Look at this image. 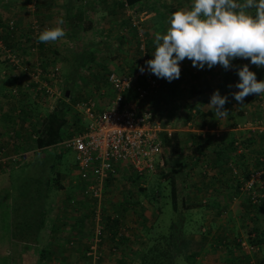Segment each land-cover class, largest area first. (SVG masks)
<instances>
[{
  "label": "crops",
  "instance_id": "crops-1",
  "mask_svg": "<svg viewBox=\"0 0 264 264\" xmlns=\"http://www.w3.org/2000/svg\"><path fill=\"white\" fill-rule=\"evenodd\" d=\"M190 3L191 0H140L123 12L118 0H37L34 12L28 10L21 0H0V31L4 29L6 20L13 19L17 24L16 32H18V28L20 32L15 37L23 42V40L27 41L23 31L29 28L32 20H40L41 31L45 28L62 27L66 33L65 37L56 42L42 43V46H46L45 51L48 53L47 55L44 53L40 55V66L47 68L51 64L53 65L51 59L56 60V53H62L66 57L70 53L71 57L76 51L89 50L90 57H94L95 60L86 62L85 66L79 68L76 80H92L91 82L96 86L97 81L101 79L99 73L105 71L100 70L101 65H107L109 68L111 66L108 65L110 62H107L108 54L106 52L102 53V48H96L95 41L106 40V43L99 42L98 44L115 49L113 53L115 59L110 58L114 61L121 58L118 53L132 52L133 45L128 40L120 45L118 44L120 41L118 42L117 35L113 37H117V39L112 40L118 22L121 19H130L132 24L138 28L137 51H139V54L137 60L142 53L147 55L149 59H153L156 34H165L168 27V17L177 10L189 8ZM60 21H63V23L60 24ZM88 23L91 24V27L86 29ZM141 27L144 32L143 35L139 32ZM113 42L116 47H112ZM23 43L25 46V42ZM124 47L126 51H124ZM232 64L236 65L234 60ZM0 65L8 69L0 70L1 153L3 149L12 147L15 143L8 138L9 121L7 118L15 115L18 120L17 117L20 116L16 113L21 107H17V111L10 109L8 111L7 109L10 108L9 103L13 104L15 100L16 103L24 102L25 99L22 100L20 97L29 93L31 99L26 100L29 103L26 108L30 107L31 114L35 113L31 112V106L33 105L36 108L40 104L45 107V111H41L42 113L50 109L49 102L40 91H35L33 83L26 88L19 86L15 73L11 72L10 67L1 59ZM250 65L257 76V81L264 80V67H257L251 63ZM66 68H69V64H66ZM180 68V78L171 82L172 87L162 90L158 95L159 99L155 98V100H158H156L157 102L154 101L153 104H150L149 97L148 101L143 102L146 107L154 111L160 123L163 121L172 131H176L182 140L181 151L176 156V159L182 160L180 176L183 179L177 180V188L181 195L186 198L190 195L194 197L198 194L197 192H201L207 196L206 199L197 201L199 206L192 207L189 210L194 215L199 216L194 220L193 218L187 219L188 224L185 227V232L187 226L194 221L196 230L192 232V227V229H188L190 232L182 234V238L176 247L177 252L185 257L186 261H189L188 264H251L252 262L264 264V203L258 206L249 204L247 195L239 193V189L234 187L227 168V165H230L227 160L240 154L237 159V164L240 167L237 171L240 173L237 174V177L239 175L243 176L241 174L242 168L251 167L252 162L256 163L258 157L264 154L262 153L264 152V103H260L258 94L247 96L243 105L237 103L229 95L230 92L239 91L235 87H228L239 82V77L234 69L225 71L220 66H214L211 69L205 66L204 69H198L193 67L192 62L188 59L180 63ZM110 72L114 71L111 70ZM100 75L102 76L101 73ZM107 75H104L105 78H107ZM13 87L18 88L16 96L11 95L10 90ZM109 89L108 99L112 95L111 88L109 87ZM217 89L222 96L228 95V103L225 104V108L229 110V115L222 120L214 114L211 108L204 106L210 102L212 93ZM102 92L100 90V93ZM88 98L94 102L95 109L99 110L96 108L94 99ZM128 100L133 101V95L129 96ZM107 101L104 100L105 103L101 108ZM195 110L203 113L211 112L213 117H208L204 121L199 119ZM77 112L82 117L81 113ZM164 117H168V120L165 121ZM249 121L253 124L252 128L238 127ZM203 126L208 128L218 127L219 136L215 137L214 135V137H211L213 138L212 142H204V140L200 142V140V146L197 142H192L190 137L198 138L196 136L199 135L195 131ZM21 127V131H23L25 127ZM30 135L27 134L29 139ZM23 137H21L22 140L18 144L24 143ZM3 138L5 141H3ZM230 140L233 144H236L233 154L227 144ZM51 148L47 149L55 150ZM215 150L218 154H215ZM56 151H59V149H56ZM242 152L244 153L242 154ZM22 153L23 157H21ZM21 154L14 153L12 159H17L16 156H20V159H23L22 161H27L30 156L29 153L22 151ZM4 159L1 160L5 161ZM206 162L208 165H204L207 164ZM225 162H227V165H225ZM261 168H264V165ZM124 171L127 172V169L125 168ZM122 174L124 172H121ZM112 182L106 184V194L116 193L117 186L113 187L115 181ZM68 189L69 187L66 186L64 191L58 192L56 195L63 193L60 197L63 195L68 197L69 195L65 194L66 191H69ZM64 203L66 204L65 201L62 205L56 204L57 207L55 206L50 210L45 221V232L47 234L45 247L52 251L47 264H86L84 248L90 240L86 236H89L87 232H92L93 224L88 218L85 220H89L90 224L85 223L84 218L81 219L83 206L81 209L77 207L78 212H76L70 210L69 207L63 208ZM138 203L139 205L134 208L133 205L127 207L124 204L120 208L121 210L116 212L118 218L116 228L111 226L108 228L103 223L104 237L99 246L102 251L99 264H139V256L146 250L157 234L155 230L158 229V225H156L158 213L155 212L157 208L147 200L140 199ZM199 226H201L202 233L198 230ZM117 231H120V236L115 240L114 237ZM50 236L51 238H49ZM252 237L260 239V242L250 241L252 244H256L253 253L250 254L251 252L244 244L249 243L247 238ZM112 245L114 250H110Z\"/></svg>",
  "mask_w": 264,
  "mask_h": 264
},
{
  "label": "trees",
  "instance_id": "trees-1",
  "mask_svg": "<svg viewBox=\"0 0 264 264\" xmlns=\"http://www.w3.org/2000/svg\"><path fill=\"white\" fill-rule=\"evenodd\" d=\"M22 4L24 5L23 0ZM140 0H126V3L128 6L132 7L134 6L135 3H137ZM37 0H35L34 3V9L33 11L35 12L36 6H37ZM118 4L120 8H122L123 12L126 9L123 5L122 0H118ZM39 23L40 20H36ZM15 22V21H14ZM86 29H89L91 27V24L88 23L86 24ZM17 24L15 22V25L12 30H1L0 32V37L2 38V42L5 47L11 48L13 50L19 51L24 53L26 51V45L25 44L28 41H31L30 37H25V40L23 42L18 38L15 37L16 34H19V28L18 32H16ZM85 28V27H84ZM119 29L120 34H116L118 37V42L120 41V44H123L126 41V37L124 36V33L122 32L123 30H129L133 34L137 35L138 34V28L136 25H133L132 22L129 20L121 19V21L118 22V27L115 28V31ZM29 31V28H27ZM26 30V31H27ZM23 31V34L25 35V32ZM126 34V33H125ZM138 36V35H137ZM139 38V37H138ZM137 38V40H138ZM123 39H125L123 41ZM123 41V42H121ZM138 43V41H137ZM23 45V46H22ZM46 46H42V43L37 42V55L40 58V55L45 52ZM89 51V50H88ZM85 49H82L81 51H76V53L72 54L71 61L69 63V68L67 71L62 72L63 80H64V85H63V99L57 100L54 106L52 107L51 110L40 114L37 113L35 117H32V114L35 113H30L29 108H19V111H17V107L19 106H13L11 105V108H8L12 111H17L16 114L20 115L18 120L16 119L15 115L14 117H8V129H9V139L14 141V150L16 152L21 151L19 148H24L23 144H18L20 140H22L21 137L25 135L23 134V131L26 132V134H35L36 138L35 140H32V148L35 151L36 154L42 153L43 155L38 157L35 154H32V161H15L10 163V165L6 166V179L8 183L7 187V195H8V203L5 204V209H3L0 213L1 215L3 214V219L5 220V227L7 229V249L6 253L9 255V259H19L18 264H35L38 262V264H47L49 261V256L52 253V251L48 248L45 247L46 245V230H45V221L48 217V214L50 210L53 207H57V205H62L63 202L65 201L66 204L63 206L69 207L70 210L78 212V208L81 209V207H84V210L81 211L82 217L81 219H89L92 222L93 214H92V206L93 202L90 199L83 198L79 194L80 190V181L77 178L72 181V185H65L62 184V174L60 168H58L57 163H59L60 159V153L57 151L53 150L52 151L47 149L49 147H52L56 142H58L63 136H61V129L66 126V128H69V124L76 123L78 120L82 121L79 116V113L74 110L73 105L76 102H79L81 100H86L88 97H83V98H77L74 96V85L73 82L75 83L76 81V76L78 74L79 68L82 66H85L86 62L90 61V54L88 53ZM139 54V51H137ZM2 61V60H1ZM137 61V58H136ZM235 64H237V61ZM247 62L249 64V70L252 71L251 65H250V59H247ZM5 63V62H4ZM6 64V63H5ZM102 67L100 70H105L103 72H100L102 75L108 74L111 70L107 65H101ZM136 64L132 65L130 71L126 72L123 75H131L132 72L135 70ZM99 73V77H101ZM257 77V76H256ZM107 79V78H106ZM171 82H168L167 80H164L160 82V86L155 90V94L150 95V104H153V102H157L159 99L158 95L162 92L163 89L165 88H170L172 87ZM73 88V89H72ZM68 90V95L64 96V91ZM10 94V93H9ZM79 97V96H78ZM149 98H146L145 100L148 101ZM155 98H157L155 100ZM144 100V101H145ZM143 101V102H144ZM146 101V102H147ZM72 103L73 105L71 106ZM142 102V103H143ZM145 107L146 105L143 104ZM33 109L36 108L35 105L32 106ZM31 107V108H32ZM149 108V107H148ZM25 109H27L25 111ZM73 109V110H72ZM197 109V108H195ZM69 110L74 111V115L76 118H73L69 114ZM197 116L199 119H203L204 121L208 119V117H213L211 112H201L199 110H195ZM78 119V120H77ZM161 126H164V122L162 121L160 123ZM25 127L23 131H21L22 127ZM83 130V126L82 129ZM79 132L77 129L71 130L70 135L73 134L74 132ZM159 137L162 141V148H161V156L163 159H166L170 156L176 157L179 155L181 151V138L179 134L176 131H171L169 135L166 134V132L161 131L159 133ZM198 138H191L190 140L192 142H197L198 145L201 146L200 142H212L211 137H214V134L212 133H207L204 137L196 136ZM201 140V141H200ZM8 141V140H7ZM200 141V142H199ZM230 147L229 150L233 154L234 148L236 144L232 142V140L227 143ZM199 146V147H200ZM47 149V150H46ZM51 153H49V151ZM48 151V152H47ZM57 152V153H54ZM245 152V151H244ZM242 152V154L244 153ZM264 153V152H262ZM215 154H218V152L215 150ZM47 155H51L47 156ZM264 155V154H262ZM240 156V154H239ZM238 155L233 156L232 159L227 160V162H230V165H227L225 162V165H227V168L230 173V178L231 181L234 183V187L238 189L240 185V181L242 178H245L250 170L254 168H258L264 165V162L259 161L258 157V164L257 162H252V166L248 167L247 169L242 168L241 174L243 176H238L237 174L240 173L237 171L240 167L238 166L237 159L239 157ZM259 156V155H258ZM21 157H23V153L21 154ZM220 158L221 155H219ZM47 158V162L38 164L37 161L42 162V160ZM163 159L161 158V165H163ZM176 159V158H175ZM182 160L181 159H176L172 165V167L168 171V177H167V183H168V195H169V201L171 203L172 210L174 212L177 211H183L187 210L192 207H197L199 204L197 203H187L185 200L187 199L184 196H180L178 198V193L180 191L177 188V176L178 178H182L180 176L181 173V165H182ZM224 161V160H223ZM207 163V162H206ZM36 168H34V165H37ZM204 165H208L204 164ZM1 166V164H0ZM57 166V167H56ZM229 166V167H228ZM157 167V166H156ZM155 167V169H156ZM236 169V170H235ZM235 170V172H234ZM121 171V170H120ZM120 171L118 170L115 176H112L110 178L105 179L104 182V188H103V197L101 199V205H100V214L101 218L104 224H106L109 228L111 226L112 228H116L117 223H118V218L116 216V212L119 211H112V208L110 206L111 202L107 199V194L105 191V186L107 183L114 182L117 179H119V173ZM124 171V170H123ZM155 171V170H154ZM127 173L133 174L132 177H130V183H134L136 178H140V176L144 173L138 174L137 172L130 170ZM185 175V174H184ZM112 182V183H113ZM66 186L69 187V191H66L65 194L69 195L68 197H65L64 195L60 197L62 194L56 195L60 191H64V188ZM69 193V194H68ZM132 194V192H129ZM122 204L126 205H133L134 207H137L139 205L138 201L140 200L139 198L133 199L131 195L128 194H122ZM145 198L149 199L148 202L152 204L150 201V198L145 195ZM150 197H153V195H149ZM25 198V200H24ZM60 198V199H59ZM43 200V204H35L39 200ZM57 199V200H56ZM83 199V200H80ZM146 199V200H147ZM248 199V197H247ZM26 200H29V202H26ZM178 201L179 207H178ZM59 202V204H58ZM249 202V199H248ZM157 203V202H156ZM57 204V205H56ZM154 204V203H153ZM250 204V202H249ZM201 205V204H200ZM181 207V208H180ZM155 208H159L158 204H156ZM182 209V210H181ZM66 210V209H65ZM183 218L180 217V220L178 221L179 224L171 223L169 224V230L166 233H159L156 234L150 245L146 248L145 251L142 252V254L139 256V264H171L173 260V254H171L172 247L176 249L178 246V243L180 242V239L182 238V232H178L177 229H182V224H183ZM90 224V222H88ZM253 231L255 229H252ZM251 230V231H252ZM53 231V230H52ZM50 231L51 233H53ZM90 233V234H89ZM87 232L89 236V239L91 238V231ZM51 238V236L49 237ZM48 238V239H49ZM166 238V241H164V246L160 247V240ZM254 243H259L260 239H254L252 238H247V242L252 244L251 242ZM89 242L85 244L84 250L87 249ZM256 245V244H252ZM177 250V249H176ZM254 251V250H253ZM85 252V251H84ZM177 252V251H176ZM176 254V253H175ZM84 257H86L84 255ZM101 257L99 258L98 262L100 261ZM86 264H89V259L86 257ZM99 264V263H98Z\"/></svg>",
  "mask_w": 264,
  "mask_h": 264
},
{
  "label": "built area",
  "instance_id": "built-area-1",
  "mask_svg": "<svg viewBox=\"0 0 264 264\" xmlns=\"http://www.w3.org/2000/svg\"><path fill=\"white\" fill-rule=\"evenodd\" d=\"M23 2L28 10L34 9L35 0ZM122 2L128 9L126 0ZM14 25V20L8 19L4 22V30H12ZM40 32V24L32 20L29 31L25 32V37H30L31 41L25 44L24 53L5 47L0 37V59L12 68L19 86L26 88L33 83V88L42 93L51 110L57 100L63 99L64 80L57 65L51 64L47 68L40 66L41 60L37 55V37ZM147 60V55L142 53L131 75L109 72L107 82L112 95L107 103L96 110L90 98L76 102L73 108L81 113L82 121L87 119L88 122L82 124L83 130L62 137L52 146L54 149H69L74 153V166L81 183L79 195L93 202L92 237L84 252L89 264H98L102 255L99 246L104 237V230L100 205L105 179L115 176L118 170L125 168L138 174L154 171L155 167L161 164L162 141L159 133L164 131L169 135L172 131L167 125L161 126L154 111L142 103L155 94L160 82L165 80L157 78L147 70L141 74L139 67L145 66ZM234 61L239 65L249 66L247 59L238 58ZM10 91L11 95L16 96L18 88L13 87ZM131 95L134 97L133 101L128 100ZM259 100L264 103V95H259ZM252 125L249 121L238 127L252 128ZM195 132L201 137L207 133L219 136L218 127L203 126ZM35 138V134L30 135L31 140ZM259 161L264 162V155L259 156ZM262 174L261 167L250 170L238 187L239 193L246 194L250 204L254 206L264 203ZM119 236L120 231H117L114 239L117 240ZM244 246L248 251L255 249V246L249 243ZM111 249L114 250L113 245Z\"/></svg>",
  "mask_w": 264,
  "mask_h": 264
},
{
  "label": "clouds",
  "instance_id": "clouds-1",
  "mask_svg": "<svg viewBox=\"0 0 264 264\" xmlns=\"http://www.w3.org/2000/svg\"><path fill=\"white\" fill-rule=\"evenodd\" d=\"M167 25L165 34H156L154 58L139 67L141 74L147 70L172 82L180 78V63L188 59L198 69L205 66L234 69L239 82L228 87L239 91L229 95L241 105L251 94L264 95V80L257 81L247 64H232L238 58L250 59L252 65L264 67V0H191L189 8L168 17ZM65 36L60 26L45 28L37 42L52 43ZM226 103L228 95L222 96L217 89L204 106L211 108L217 117L225 118L229 115Z\"/></svg>",
  "mask_w": 264,
  "mask_h": 264
},
{
  "label": "rangeland",
  "instance_id": "rangeland-1",
  "mask_svg": "<svg viewBox=\"0 0 264 264\" xmlns=\"http://www.w3.org/2000/svg\"><path fill=\"white\" fill-rule=\"evenodd\" d=\"M141 29H142V27L140 28L139 32L141 33V35H143L144 32ZM122 32L124 33L126 40H128L129 43H131V45H133L132 46V52L118 53V55L121 56V58L120 59L117 58V60H115V61L110 59L111 57H113L115 59V55H113V53L115 52V49L110 48L109 46H106V45H99L98 44L99 42L106 43L107 42L106 40L97 41V42L95 41L96 48H98V47L102 48L101 52L102 53L106 52L108 54L107 62H110V63H108V65L111 66L110 70H113L114 72H116L118 74H125L126 72L130 71L132 65L136 63V58L138 56V52H137V38H138V36L133 34L129 30H126V31L123 30ZM116 34H120L119 29L117 31H115V35L112 36V40L117 39V37L113 38L114 36H116ZM112 47H116L115 43L113 44ZM96 51L99 52L98 49H96ZM124 51H126L125 47H124ZM47 53L48 52H46V51L44 52L45 55H47ZM65 54H67V53H65ZM55 59L56 60L51 59L53 64L57 65L61 71H63V72L67 71L66 64H69L71 61L70 53L67 54V57H66V55L64 56V54H62V53H56ZM89 60L93 61V60H95V58L90 57ZM52 62H49V63H52ZM4 69L8 70L6 67H3L2 65H0V70H4ZM9 69L12 72V68H9ZM104 75H102L100 77L101 79L97 81L96 86L91 82L92 80H76L75 83L73 82L74 89L73 88L72 89L74 92V96L76 95L75 97H77V98L91 97L94 99V101L96 103V108L100 109L101 106L103 105V103H105L104 100H108V96L110 94L109 84H108ZM100 90H102L103 92L100 93ZM7 96H9V95H7ZM20 98L22 100L25 99L24 102L16 103L17 101L15 100V103L12 104V103H9V101L7 100V102L10 104V108H11V104L13 106L14 105L15 106L20 105L21 108L27 107V105H29V103L26 101L28 99H31V97L29 96V93H27L25 96H21ZM69 104H71V106L73 105L70 102H69ZM72 110H69V114L71 116H73V118H76V116L74 115L75 113H74V111L72 112ZM41 111L42 112L45 111V107H43L41 104L37 108L33 109V107H32L31 112H35V114H32V117H35L37 115V113H39V112L42 113ZM29 112H30V109H29ZM164 118H165V121L168 120V117H164ZM79 119H81V117ZM220 119L222 120L223 118H220ZM87 122H88L87 119H83V121L78 120L76 123L69 124V128H66V126H64L61 129V136H63V137L69 136L70 135L69 133L72 129L73 130L77 129L78 131H81L82 124L85 125ZM2 126H3V124H2ZM23 132L25 133V135L23 137V140H24L23 147L24 148H19V149H22L21 151L16 152L14 150V146H12V147H6L0 153V164H1V166H0V212L6 208L5 204L8 203V195H7L8 183H7V179H6L7 175L5 172L6 166L10 165V163L14 162L13 160H15L17 162L23 160V159H20V156L19 157L16 156L17 159H12L13 154L14 153H20L21 154L22 151H26V153L27 154L29 153V155H30L28 158V160H30V161L33 160V159H31V157H32L31 154H35L38 157L43 155L42 153H39V152H38V154L35 153V151L32 148V142L29 139V136L27 137L26 132L25 131H23ZM3 141H5V139ZM8 144H9V141H8ZM51 151H49V153H51ZM55 151H56V149H55ZM57 152L60 153V156H61L59 159L60 164L57 163V166L61 170L62 184L70 186V185H72V181H74L77 178V171H76L75 166H74V153L71 150L64 149V148H62L61 150L59 149V151H57ZM57 152H54V153H57ZM47 156L52 157L51 155H47ZM2 158H5L4 159L5 161L1 160ZM161 158L163 159V157H161ZM175 158L176 157H174V156H170L166 159H163V165L162 166H160L161 165L160 164L156 167L155 171L144 172L140 176V178H136L134 183H130V177H132L133 174L127 173L128 170H127V172H125L126 170L121 171V172H124V174L121 175V172L119 173V179L115 181L114 186H113V187L117 186L116 193H111L110 195L107 194V199L111 202V204H110V206L112 208L111 212L121 210L120 208L123 206L122 201H121V196H123V195H120V194L123 193L125 195L126 194L131 195L133 199L139 198V199H145L146 200L147 198H145V196H144V194H145V195H147V197L150 198V201L152 202V204L154 203L153 204L154 207L156 206V204H158V206H159V208H157V210L155 209L156 210L155 212L158 213V218L156 219V225H158V229L155 230L157 232V234L168 232L169 224H171V223L179 224L178 221L180 220V217L183 218L184 221L182 224V229H177L178 232L179 233L182 232V234H185L187 232H190V230H188V229H192V227H193V229L191 231L194 232L196 230L195 229V226H196L195 221L192 222L191 225L187 226V231L185 232V229H186L185 227L188 224L187 219L193 218V220H194L195 218H198L199 215H197V214L194 215L193 212H190L189 210L191 208H189L187 210H183L182 212L181 211L174 212L172 210L171 203L169 201L167 177L169 175L168 174L169 169L172 167L174 161L176 160ZM45 162H47V158L42 160V162H39V160L37 161L38 164L39 163L42 164ZM38 164L34 165L33 167L36 168V166H38ZM262 170H263L262 183H264L263 182V180H264V168H262ZM125 176H128V177L126 178ZM178 177L179 176H177L176 180L180 179ZM176 185L178 186V183H176ZM60 192H62V191H60ZM129 192H132V194H130ZM150 193H151V195H153V197L149 196ZM197 193L198 194H196L194 197L191 195L188 196L185 201L190 204V202L197 203L198 200L200 201L201 199H206V197H207L206 194H203L201 192H197ZM180 196H181V193H178L177 199H179ZM24 200H25V198H24ZM148 200L149 199H147V201ZM26 202L30 203L29 200H26ZM38 203L43 204V200L41 199V200L37 201V203H35V204H38ZM179 203L180 202L178 201V207H179ZM193 215H194V217H192ZM84 222L88 223L89 220L86 221L84 219ZM5 226L6 225H5V220L3 219V214L1 215V213H0V264H18V262H19L18 258L10 260L9 255L6 253L8 232H7V229ZM200 227L201 226H199L198 230H200V232L202 233V229H200ZM204 232H205V230H204ZM164 241H166V238L160 240V247L159 248L164 246ZM172 249L173 250H171V252H170L171 254H173V260H172L171 264H188L189 263V261L185 260L186 259L185 257H183L178 252H176L177 248L174 249L172 247ZM250 252H249L250 254L253 253V251H250ZM35 264H38V262ZM251 264H255V263L252 262Z\"/></svg>",
  "mask_w": 264,
  "mask_h": 264
},
{
  "label": "water",
  "instance_id": "water-1",
  "mask_svg": "<svg viewBox=\"0 0 264 264\" xmlns=\"http://www.w3.org/2000/svg\"><path fill=\"white\" fill-rule=\"evenodd\" d=\"M67 95H68V90L66 89L64 92V96H67Z\"/></svg>",
  "mask_w": 264,
  "mask_h": 264
}]
</instances>
